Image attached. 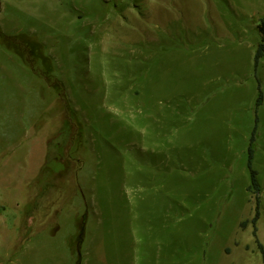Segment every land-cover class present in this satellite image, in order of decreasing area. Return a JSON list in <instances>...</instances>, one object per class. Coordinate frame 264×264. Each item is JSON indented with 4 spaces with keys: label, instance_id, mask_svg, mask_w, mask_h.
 Masks as SVG:
<instances>
[{
    "label": "rangeland",
    "instance_id": "374dc122",
    "mask_svg": "<svg viewBox=\"0 0 264 264\" xmlns=\"http://www.w3.org/2000/svg\"><path fill=\"white\" fill-rule=\"evenodd\" d=\"M262 17L0 0V264H264Z\"/></svg>",
    "mask_w": 264,
    "mask_h": 264
},
{
    "label": "trees",
    "instance_id": "16d2710c",
    "mask_svg": "<svg viewBox=\"0 0 264 264\" xmlns=\"http://www.w3.org/2000/svg\"><path fill=\"white\" fill-rule=\"evenodd\" d=\"M257 28H258V31L260 33V41L258 42V44L256 46L254 56H253V65L255 68L257 67L262 56L264 55V17L260 18ZM261 100H262V92L259 90V95H258L256 104L259 105ZM256 121H257V119H256ZM253 133H254V131H253ZM253 133H252V136L249 140L248 147H247L248 157H247L246 167H247L248 172H249L248 190H250L254 194L255 201H256V214H255L254 218L252 219V223H255L257 215H258L260 185H259L258 178H257V171L252 166L253 140H254V134Z\"/></svg>",
    "mask_w": 264,
    "mask_h": 264
}]
</instances>
